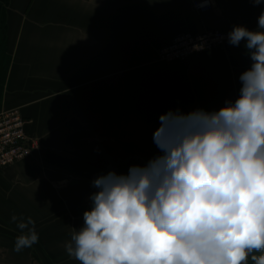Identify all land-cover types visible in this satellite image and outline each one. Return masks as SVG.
I'll use <instances>...</instances> for the list:
<instances>
[{"label":"crops","instance_id":"1","mask_svg":"<svg viewBox=\"0 0 264 264\" xmlns=\"http://www.w3.org/2000/svg\"><path fill=\"white\" fill-rule=\"evenodd\" d=\"M192 1L0 0V112L20 108L36 145L0 168V264H79L65 245L91 208L92 181L161 155L162 114L239 97L245 41L174 62L158 51L183 32L259 30L264 3L213 0L202 14ZM13 215L39 235L20 252Z\"/></svg>","mask_w":264,"mask_h":264},{"label":"clouds","instance_id":"2","mask_svg":"<svg viewBox=\"0 0 264 264\" xmlns=\"http://www.w3.org/2000/svg\"><path fill=\"white\" fill-rule=\"evenodd\" d=\"M258 29L237 25L228 33L233 46L245 41L252 61L234 102L162 114L153 134L161 155L92 181L91 208L65 245L70 257L79 264H264V11ZM11 220L21 230L14 251L38 243L31 217Z\"/></svg>","mask_w":264,"mask_h":264},{"label":"built area","instance_id":"3","mask_svg":"<svg viewBox=\"0 0 264 264\" xmlns=\"http://www.w3.org/2000/svg\"><path fill=\"white\" fill-rule=\"evenodd\" d=\"M193 8L200 13L213 10L214 1L203 3L193 0ZM228 33L208 28L200 33L183 32L175 36L170 44L158 51L160 62H174L222 49L228 42ZM27 120L20 108L0 112V168L15 164L36 150L35 142L26 133Z\"/></svg>","mask_w":264,"mask_h":264},{"label":"trees","instance_id":"4","mask_svg":"<svg viewBox=\"0 0 264 264\" xmlns=\"http://www.w3.org/2000/svg\"><path fill=\"white\" fill-rule=\"evenodd\" d=\"M256 255H259V253H256ZM249 264H252L251 260H249Z\"/></svg>","mask_w":264,"mask_h":264}]
</instances>
